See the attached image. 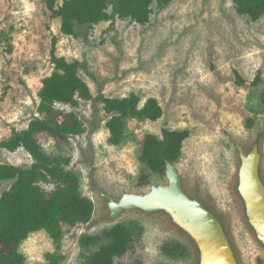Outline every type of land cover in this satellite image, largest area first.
Instances as JSON below:
<instances>
[{
	"label": "rangeland",
	"instance_id": "rangeland-1",
	"mask_svg": "<svg viewBox=\"0 0 264 264\" xmlns=\"http://www.w3.org/2000/svg\"><path fill=\"white\" fill-rule=\"evenodd\" d=\"M48 1L0 0V142L38 116L43 79L54 72V35L59 56L88 66L89 73L80 75L94 96L102 86L108 97L135 93L143 103L154 97L165 112L158 121L129 120L125 139L112 145L105 114L92 131L97 125L91 122L92 102H82L76 111L86 125L84 134L67 141L46 132L38 135L44 150L60 157L80 178L83 194L95 204L89 223L64 227L62 264H85L88 252L80 244L84 235L129 221L140 223L144 234L116 264L199 263L195 242L167 215L134 210L109 220L107 203L91 187V174L95 185L116 199L166 185V175L152 173L140 161L145 136H161L164 129L190 132L175 165L185 191L223 222L239 264H264V246L238 193L241 161L236 148L242 145L248 153L259 140L264 180V15H241L231 0H173L165 7L152 2L138 18L77 24L65 35ZM107 11L112 15V7ZM3 163L29 168L33 160L22 148H0ZM41 186L48 193L55 189L52 184ZM10 187L5 183L0 196ZM171 241L185 243L190 257L179 261L165 256L161 247ZM54 248L49 235L39 231L22 243L20 252L26 264H47L46 255Z\"/></svg>",
	"mask_w": 264,
	"mask_h": 264
},
{
	"label": "trees",
	"instance_id": "trees-1",
	"mask_svg": "<svg viewBox=\"0 0 264 264\" xmlns=\"http://www.w3.org/2000/svg\"><path fill=\"white\" fill-rule=\"evenodd\" d=\"M231 1L241 15H264V0ZM152 2L165 7L173 0H65L61 4L49 0L48 8L53 17L60 18L62 33L71 35L77 24L95 25L117 16L138 18ZM109 7H112V15L108 14ZM57 43L54 35L50 53L54 72L43 79L38 116L26 129L15 131L0 142V148L9 152L24 149L33 160L29 168L0 164V189L5 183H11L0 196V264H26L20 246L39 231H45L55 245L54 251L46 255L47 264H62L65 260L62 252L64 227L87 224L95 212L94 202L82 192L80 178L60 157L44 150L38 141L39 134L46 132L59 141L84 134L86 125L76 111L82 102H92L91 122L97 124L92 131L99 124L100 114H105L112 145H119L125 139L129 120L158 121L165 114L154 97L144 103L135 93L108 97L102 86L94 96L80 75L81 71L89 73L88 66L59 56ZM189 135L188 130L169 129H164L161 136L147 134L142 143L141 163L154 174L166 175L167 162H178ZM143 180L147 182L146 175ZM42 184H52L55 189L48 193ZM143 234L144 227L140 223L129 221L117 223L97 235H84L80 244L88 252L85 264H116V259L141 242ZM161 251L173 260L183 261L190 257L189 247L179 241L164 243Z\"/></svg>",
	"mask_w": 264,
	"mask_h": 264
},
{
	"label": "water",
	"instance_id": "water-1",
	"mask_svg": "<svg viewBox=\"0 0 264 264\" xmlns=\"http://www.w3.org/2000/svg\"><path fill=\"white\" fill-rule=\"evenodd\" d=\"M236 148L241 161L238 193L244 203L248 222L264 246V180L259 140L254 142L248 153L242 145H236ZM166 177V185H153L147 193H125L116 199L95 185L90 175L92 189L108 205L109 220H117L125 212L134 210L165 214L195 242L200 255L198 264H239L223 222L204 202L185 191L181 173L169 161Z\"/></svg>",
	"mask_w": 264,
	"mask_h": 264
}]
</instances>
